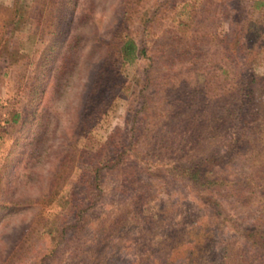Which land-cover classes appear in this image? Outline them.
Masks as SVG:
<instances>
[{
  "label": "rangeland",
  "instance_id": "rangeland-1",
  "mask_svg": "<svg viewBox=\"0 0 264 264\" xmlns=\"http://www.w3.org/2000/svg\"><path fill=\"white\" fill-rule=\"evenodd\" d=\"M8 1L0 0V5ZM125 2L79 0L72 23L68 26L69 43H73L70 46L57 42L55 35L43 36V32L30 34L17 30L14 34L17 50L29 52V57L22 60L25 71L33 73V65L38 61L35 87L36 91L38 88L43 90L30 106H25L22 110L25 115L17 123L4 128L0 123V185L5 184L9 194V201H5L4 196L0 197V264H38V258L46 253L48 237L41 234L40 223L46 218L48 210H57V206L52 203L42 207L37 199L44 191L54 155L60 150L62 155L67 150L75 160L68 183L73 182L82 170L90 168L89 161L80 153L82 139L72 144L70 125L75 118L85 80L102 52L100 41L106 39L116 24V16L124 10ZM224 21L216 19L210 28L219 32ZM172 23L163 20L154 25L146 37L155 57L158 50L171 54L167 62L171 82L165 85L158 82V86L150 87L148 109L146 114L143 113L141 123V137L130 149L129 154L132 155L125 165L130 174L125 175L122 183L120 179L124 175L114 173L105 176L103 194L89 210L88 222L92 224L97 219L104 221L122 215V205L146 189L147 203L144 208H159L166 199L173 208L161 222L162 225L154 230L155 234H164L168 230L167 223L177 214H187L189 218L201 215L209 225V236L222 238L235 248L243 245L240 238L236 237L238 242L235 243L231 232L225 228L215 230L220 217L214 216L209 208L199 206L186 189L170 185L169 180L174 184L176 174L166 173L169 167L185 162L190 155L195 158L211 155L215 159L212 170L228 177L232 184L231 190L222 191V196H225L220 197L225 205L222 214L241 216L251 223L252 218L264 215V190L259 191L257 185L260 178L264 179V113L257 118L251 115L243 122L237 121L240 101L236 100H241V96L227 97L223 94L222 91L228 89L225 74L213 67V60L199 62L197 51H211V43L205 41L203 44L199 40L184 46L183 39L187 37L184 34L187 32L174 29ZM48 41L51 49H45L40 54ZM144 63L140 58L108 72L105 86L107 108L92 127L90 137L94 140L105 139L111 131L118 133L117 138L124 144L128 140V124L123 121L133 112L127 114L126 101L138 89L134 66ZM154 66L153 72H157L158 76L167 74L163 62L156 60ZM249 66L258 77L255 87L264 96V50L252 54ZM200 67L208 74L202 81H198L192 72ZM16 77L15 71L9 72L0 84V122L7 112L21 106L20 100L24 101L18 97L21 89L15 94ZM28 83L24 79L22 88ZM12 98L16 101L7 103ZM248 105L251 107L252 103ZM136 108L134 105L133 110ZM150 170L152 175H149ZM148 183L153 186L149 191L144 186ZM166 183L167 187H162ZM234 197L238 198L237 203L232 204ZM134 228L131 223L126 226L122 231L123 238L112 240L106 255L127 254L133 245L131 241L124 240L125 236L127 239L125 232ZM93 230V226L86 227L83 236L90 237ZM66 238L68 240H59L52 255L40 264H81V258L77 257L79 249L75 250L82 241L81 234L72 232ZM251 253L248 258L250 264H264V258ZM103 264H107L106 260ZM113 264L125 263L117 258Z\"/></svg>",
  "mask_w": 264,
  "mask_h": 264
},
{
  "label": "trees",
  "instance_id": "trees-1",
  "mask_svg": "<svg viewBox=\"0 0 264 264\" xmlns=\"http://www.w3.org/2000/svg\"><path fill=\"white\" fill-rule=\"evenodd\" d=\"M78 5L79 0H9L0 5V84L9 72L15 71V94L21 89L18 97L24 100L22 102L19 99L21 106L15 111L7 112V116L0 122L2 128L17 123L25 115L22 112L25 106H30L43 90L38 88L36 91L35 87L38 61L33 65V73L23 68L25 63L22 60L29 57V52L17 50L15 32L22 30L30 34L43 32V36L55 35L57 42L70 46L73 43H69L68 26L72 23ZM123 9L116 16V24L106 39L100 41L102 52L85 80V88L70 125L69 137L71 139L73 136L72 144L82 139L80 153L87 158L90 168L82 170L73 182L68 183L75 160L69 151L66 150L61 155L60 150L54 155V162L47 172L44 191L41 190L43 193L38 196L37 203L42 207L54 203L57 210H48L46 218L41 219V234L48 237V245L46 253L38 258L37 263L40 264L52 255L59 240H68L66 235L72 232L80 233L82 237L80 246L75 249H79L77 257L81 258V264H103L105 260L107 264H113L117 258L125 264H250L248 258L251 252L264 258V215L252 218L249 223L241 216L222 214L225 205L220 197H225L222 196V191L231 190L232 184L228 177L212 170L214 158L211 155H201L198 158L190 155L185 162L169 167L166 174L175 173V182L173 184L169 180L170 185L186 189L199 206L209 208L214 216L220 217L215 230L225 228L231 232L235 243L238 242V237L243 245L234 248L222 238L209 236V225L201 215L189 218L187 214H177V217L167 223L168 230L164 234H155L154 230L162 225L161 222L173 208L168 205L167 199L159 208H144L147 203L146 189L139 191L122 205V215L104 221L97 219L92 224L88 222L89 210L103 194L105 176L114 173L124 175L120 179L122 183L125 175L130 174L125 165L127 158L132 155L129 154L130 149L141 137V123L147 113L145 110L150 99V87L158 86V82L163 85L171 82L167 63L171 54L158 50L155 57L147 44L146 37L154 25L170 20L174 29L185 30L187 33L184 35L187 37L183 39L184 46L199 40L203 44L211 43V51H197L199 62L201 64L213 60V67L221 69L225 74L224 81L227 82L228 89H222L223 94L227 97H236L238 94L241 96V100H236L240 101L237 121L243 122L251 115L257 118L264 113V96L255 87L258 77L249 66L252 54L264 50V0H126ZM219 18L225 21L219 32H216L210 27ZM45 49H51L49 41L40 54ZM140 58L145 63L134 66L138 89L126 101L127 114H133L127 115V118L125 116L123 121L125 125L128 124V140L124 144L114 131L109 132L103 140H94L90 137L92 127L107 108L105 86L108 72ZM154 60L164 63L167 74L158 76L157 72H153ZM192 72L198 81L208 75L201 67L194 68ZM24 79L29 83L22 88ZM159 87L160 91L161 86ZM15 101L12 98L7 103ZM249 103H252L251 107ZM134 105L137 108L133 110ZM7 108L8 106L5 107ZM224 165L226 164L222 166ZM149 175H152L151 170ZM259 181V191H263L264 179L260 178ZM162 185L167 187V183ZM144 186L148 191L153 187L149 183ZM8 195L6 185H0V197L4 196L5 201H9ZM237 199L234 197L232 204L237 203ZM130 223L135 228L131 232H125L127 239L125 236L124 240L132 242L131 250L124 256L119 253L106 255L109 243L121 240L123 229ZM89 226L94 227V232L90 237H85L84 230ZM94 253H97L94 257L89 256Z\"/></svg>",
  "mask_w": 264,
  "mask_h": 264
}]
</instances>
